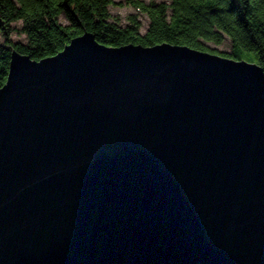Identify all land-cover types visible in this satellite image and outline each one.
Returning <instances> with one entry per match:
<instances>
[{
	"label": "water",
	"instance_id": "1",
	"mask_svg": "<svg viewBox=\"0 0 264 264\" xmlns=\"http://www.w3.org/2000/svg\"><path fill=\"white\" fill-rule=\"evenodd\" d=\"M0 264H264V71L184 45L11 51Z\"/></svg>",
	"mask_w": 264,
	"mask_h": 264
},
{
	"label": "trees",
	"instance_id": "2",
	"mask_svg": "<svg viewBox=\"0 0 264 264\" xmlns=\"http://www.w3.org/2000/svg\"><path fill=\"white\" fill-rule=\"evenodd\" d=\"M123 1L147 18L144 32L137 14L127 15L125 23L111 15L113 0H0V87L12 50L40 60L83 32L108 47L169 43L210 53L206 42L226 37L230 50L220 56L255 62L264 71V0ZM16 31L23 42L11 39Z\"/></svg>",
	"mask_w": 264,
	"mask_h": 264
},
{
	"label": "rangeland",
	"instance_id": "3",
	"mask_svg": "<svg viewBox=\"0 0 264 264\" xmlns=\"http://www.w3.org/2000/svg\"><path fill=\"white\" fill-rule=\"evenodd\" d=\"M109 11L111 13V15H113L114 17L120 19L121 23H125V18L127 15L129 14H137L138 18L140 19L141 23H142V28H141V32H144L146 27H147V23L148 20L147 18L141 14L138 10L134 9L133 7L127 5L123 0H113L112 5L109 6ZM16 28H19L20 24L19 22L14 23L13 24ZM11 39L13 41H24L25 37L23 34H19L17 31L13 32V34L11 35ZM1 40V37H0ZM207 47L214 51V53L216 54H220L223 52H227L230 50V42L228 40V38L224 37L222 42L219 44H215L212 42H206Z\"/></svg>",
	"mask_w": 264,
	"mask_h": 264
}]
</instances>
